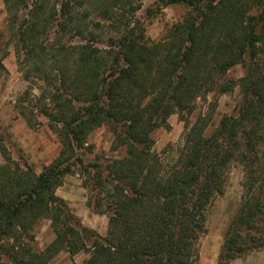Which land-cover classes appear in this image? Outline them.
<instances>
[{
    "label": "trees",
    "instance_id": "trees-1",
    "mask_svg": "<svg viewBox=\"0 0 264 264\" xmlns=\"http://www.w3.org/2000/svg\"><path fill=\"white\" fill-rule=\"evenodd\" d=\"M0 1L6 45L28 85L14 110L30 129L46 124L59 143L38 174L14 162L0 137V264H48L60 252L86 254L78 264H195L206 209L232 164L242 172L241 196L216 264L264 249V0H157L159 11L187 9L157 42L136 16L141 0ZM237 65L244 71L234 80ZM235 89L234 113L208 132L218 102L207 96ZM198 100L207 106L193 117ZM172 115L187 134L162 177L152 133L169 129ZM101 127L120 155L88 143ZM72 174L87 208L109 219L105 237L55 195ZM43 219L55 238L37 251Z\"/></svg>",
    "mask_w": 264,
    "mask_h": 264
},
{
    "label": "rangeland",
    "instance_id": "rangeland-1",
    "mask_svg": "<svg viewBox=\"0 0 264 264\" xmlns=\"http://www.w3.org/2000/svg\"><path fill=\"white\" fill-rule=\"evenodd\" d=\"M142 7L136 16L143 23L145 36L150 42H157L167 31L178 23L186 12L182 5H169L157 10V0H141ZM153 11V15H148ZM9 32L6 23L4 4L0 1V59L7 50L8 55L2 60L6 74L0 79V137L2 144L7 148L10 158L21 166H29L35 173L42 170L58 155L59 143L56 136L46 124L30 129L25 121L14 110L16 97L27 87V83L17 70L13 51L8 47ZM243 68L235 66L228 76L236 80L243 75ZM37 94L36 90H33ZM217 100V110L210 132L217 126L222 115H231L239 102L238 90L214 97L208 95L207 100ZM207 103L198 100L193 117L204 110ZM169 129L157 128L152 133L154 141L153 151L162 163V177H165L176 161L179 150L182 148L187 129L176 115L168 119ZM112 135L107 127H101L93 132L88 143L94 146V151L106 157H116L119 153H111ZM6 162L0 153V166ZM81 178L77 174L67 175L62 185L56 189L55 195L65 201L67 206L77 217L83 227L92 230L101 237L107 234L108 218L98 215L86 206V190L82 187ZM225 182L221 193L217 194L206 209L204 232L197 242V256L195 264H216L223 235L227 225L238 209L242 181V172L239 166L232 164L226 171ZM37 251H44L54 240L55 236L50 228V221H37L34 228ZM87 255L79 253L70 256L68 253H58L48 264H78L86 259ZM232 264H264V249L248 253Z\"/></svg>",
    "mask_w": 264,
    "mask_h": 264
}]
</instances>
